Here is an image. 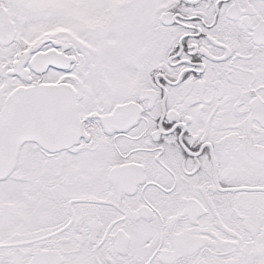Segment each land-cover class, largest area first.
<instances>
[{"label": "snow or ice", "instance_id": "obj_1", "mask_svg": "<svg viewBox=\"0 0 264 264\" xmlns=\"http://www.w3.org/2000/svg\"><path fill=\"white\" fill-rule=\"evenodd\" d=\"M0 264H264V0H0Z\"/></svg>", "mask_w": 264, "mask_h": 264}]
</instances>
